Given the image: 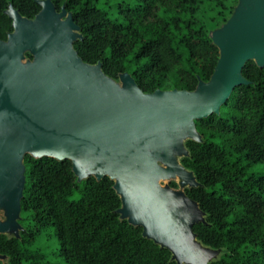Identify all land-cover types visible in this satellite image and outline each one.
Listing matches in <instances>:
<instances>
[{"label":"water","instance_id":"1","mask_svg":"<svg viewBox=\"0 0 264 264\" xmlns=\"http://www.w3.org/2000/svg\"><path fill=\"white\" fill-rule=\"evenodd\" d=\"M34 1L41 9L33 19L11 4L4 11L12 32L0 40V236L20 239L25 232L24 157L50 158L70 161L77 183L112 181L120 220L141 228L175 264L218 261L223 251L204 246L193 232L205 215L186 190L200 185L181 161L189 157L187 141L202 142L195 121L218 115L233 90L249 84L246 63L264 68V0H237L212 32L219 58L208 82L191 92L153 93L127 73L114 80L100 62H83L73 47L82 35L71 13L63 6L57 12L51 0Z\"/></svg>","mask_w":264,"mask_h":264},{"label":"trees","instance_id":"2","mask_svg":"<svg viewBox=\"0 0 264 264\" xmlns=\"http://www.w3.org/2000/svg\"><path fill=\"white\" fill-rule=\"evenodd\" d=\"M80 28L73 44L83 62H100L114 80L129 74L144 93L194 91L208 82L219 52L198 11L220 27L237 0H51ZM11 4L33 19L34 0H0V40L12 32L4 11ZM248 85L236 87L218 115L195 121L202 142H186L182 165L200 187L186 190L205 215L193 232L206 247L223 251L212 264H264V68L246 63ZM20 239L0 236V255L9 264H56L33 248L47 231L65 264H175L170 253L142 237V229L121 221L119 197L108 178L77 183L70 161L24 157ZM263 168V170H258ZM175 187L174 184L171 185Z\"/></svg>","mask_w":264,"mask_h":264},{"label":"rangeland","instance_id":"3","mask_svg":"<svg viewBox=\"0 0 264 264\" xmlns=\"http://www.w3.org/2000/svg\"><path fill=\"white\" fill-rule=\"evenodd\" d=\"M118 1H125L129 3H134L133 0H118ZM193 24L197 27H205L207 29L208 36L210 37L212 32L218 28L215 27L214 22L206 19L200 11L197 12L192 18H191ZM183 156H178L177 161L180 162L181 158ZM258 170H263V168H258ZM171 182L161 181L160 185H167ZM174 183V182H172ZM5 218L3 214L0 213V222H4ZM53 233L50 231L44 232L34 243L33 248L36 250H39L45 254L48 255V258L51 262L56 264H65L63 261H61L59 258L55 257V253L58 250V243L56 238L52 235ZM222 257V256H221ZM220 257V258H221ZM216 259V258H215ZM211 260H207L205 264H209ZM0 264H9L8 259L0 258Z\"/></svg>","mask_w":264,"mask_h":264},{"label":"bare ground","instance_id":"4","mask_svg":"<svg viewBox=\"0 0 264 264\" xmlns=\"http://www.w3.org/2000/svg\"><path fill=\"white\" fill-rule=\"evenodd\" d=\"M175 182H176V184L179 185V180H178V179H176ZM0 213H2L3 216H4V218H5L4 211H3V209H1V208H0ZM4 221H5V220H4Z\"/></svg>","mask_w":264,"mask_h":264},{"label":"flooded vegetation","instance_id":"5","mask_svg":"<svg viewBox=\"0 0 264 264\" xmlns=\"http://www.w3.org/2000/svg\"><path fill=\"white\" fill-rule=\"evenodd\" d=\"M2 41H6V39L5 40H2ZM26 58H28V59H30L31 60V58H30V56L29 55H26ZM172 184H170V186H171ZM2 214V213H1Z\"/></svg>","mask_w":264,"mask_h":264}]
</instances>
